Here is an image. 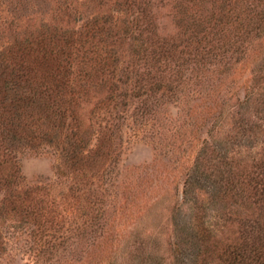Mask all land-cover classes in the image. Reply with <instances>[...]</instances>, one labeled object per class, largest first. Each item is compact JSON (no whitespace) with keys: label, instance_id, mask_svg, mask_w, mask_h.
<instances>
[{"label":"rangeland","instance_id":"374dc122","mask_svg":"<svg viewBox=\"0 0 264 264\" xmlns=\"http://www.w3.org/2000/svg\"><path fill=\"white\" fill-rule=\"evenodd\" d=\"M124 2L0 0V53L15 41L30 64L26 36L44 30L33 50L56 73L68 65L76 91L61 103L70 120L37 108L31 128L0 130V264H184L195 212L209 226L198 264H223L245 220L264 217L250 188L264 163V0H139L147 25L112 43L121 72L102 75L106 47L89 55L63 31ZM227 180L248 192L224 196Z\"/></svg>","mask_w":264,"mask_h":264},{"label":"trees","instance_id":"16d2710c","mask_svg":"<svg viewBox=\"0 0 264 264\" xmlns=\"http://www.w3.org/2000/svg\"><path fill=\"white\" fill-rule=\"evenodd\" d=\"M73 1L78 2V0ZM138 1L139 0H125L124 3L120 4V6L124 8L123 10H111L110 12L98 14L95 17L85 16V14H81L82 16L78 17V15L75 14V18L78 19L75 20L73 27H69L63 31L64 34H69L70 38L73 37V47L84 49V53L88 52L89 55L93 54L92 50L95 48L99 49L106 47V49L104 48L106 58L100 60L95 59L94 62H92L94 69L97 70L99 74H109L111 76L119 74L122 65L121 56H119L117 52H114L111 58L108 57L112 53V43L116 39L120 40L122 37H132L134 34L141 32L142 28L144 29L146 27L147 24L144 17L146 13ZM133 8H135V10H132ZM139 23H141V26H139ZM51 27L57 29L54 25H51ZM71 28L73 29L72 31ZM42 32L43 33L37 34L36 38L38 44H36V41H32L26 36V41L31 43L30 57L32 61L30 64H28L27 59L21 58L22 54L25 55V52L22 53L20 44H16L15 41L9 44V48L5 49L3 53H0V84H2L1 88L4 89L3 93L0 94V130L3 129L7 135H10L12 129H15V132L19 133L23 127L31 128V124H35L34 120L37 119V115L33 112L37 110V108L44 110L45 113L48 112L52 114L55 118L64 121L70 120L69 116L67 119L70 110L67 108L61 110L62 101L70 103L76 95L72 83H70L69 79L67 80L70 75V68L68 65L64 66L61 70L58 68L57 70L60 71L56 73L52 66L53 62L46 58L47 54L44 53L45 49L42 48L39 51L33 50L35 45L42 46L41 42L38 40L40 37L43 38L44 30ZM157 49L158 46L153 48V51H150L147 45H145L143 49L139 50V57H141V59L144 58L143 60L148 59L149 51V53L152 52V61H155L156 56H160V54H156ZM42 53L45 55L41 56ZM51 53H54V51H51ZM101 57H103V55H101ZM38 61L42 62L41 66L43 68L45 66L50 72L38 77L37 74L34 73L33 68V65ZM61 62L62 61L59 60L55 63L60 64ZM7 71L10 72L7 73ZM30 71H33L35 76L31 77ZM125 78L129 81L128 72H124V84L127 85L128 83ZM114 80L112 77V81H109L110 85L115 83L116 86L118 81H122L118 80L115 82ZM71 89H73V93L70 92ZM157 89V92L161 91L160 86H158ZM139 90L143 91L142 89ZM50 98L53 99V102H56V107L52 106L50 102L52 99ZM108 99L112 101L114 107H116L117 104H114L115 101L111 97ZM31 107L34 109L32 110ZM38 119L41 118L38 116ZM246 122L245 120L241 126H239V129L242 130L240 132L242 137H247L250 131V124ZM58 123L59 126L62 125V123ZM79 140L80 138H77V141L81 143ZM65 141L69 140L67 139ZM75 147L77 146L75 145ZM223 158L226 159L227 156L224 155ZM250 183L252 184L250 188L252 191L251 193L254 195V204L264 213V163L259 166L256 177H252ZM239 185H241L239 180H235V182L234 180H227L223 192L224 196H226L229 191H234L235 196L233 198L238 195H243L242 193L244 191L248 192V190L244 188H239ZM236 190H239V192L236 193ZM184 195L186 198L188 197V189L185 190ZM8 207L9 212L12 214L16 213L21 215L23 213L24 215H29L28 212H30V208H27V206H25V208L18 206L19 209H15L11 206ZM8 207L5 209H8ZM197 213L199 212H195L192 221H189L191 225H189L186 235L182 238L184 250L182 248L179 249L178 257L181 261H185L184 264H198V260L201 257V250L204 249L203 246L209 237V232L207 230L209 226L202 221V218H199ZM241 236V242L229 245L227 249L223 251V264H264V217L262 220L257 218L246 219L243 223Z\"/></svg>","mask_w":264,"mask_h":264}]
</instances>
